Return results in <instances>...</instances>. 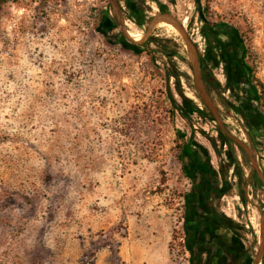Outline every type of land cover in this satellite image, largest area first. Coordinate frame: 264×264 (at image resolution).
I'll return each instance as SVG.
<instances>
[{"label":"rangeland","instance_id":"rangeland-1","mask_svg":"<svg viewBox=\"0 0 264 264\" xmlns=\"http://www.w3.org/2000/svg\"><path fill=\"white\" fill-rule=\"evenodd\" d=\"M117 1L124 28L142 34L153 16L176 17L196 54L206 4L205 21L240 35L250 100L264 115V0H136L142 25L127 13L130 0ZM106 11L117 22L108 0H0V264H191L181 240L185 143L216 171L234 150L247 180L237 194L228 171L220 210L257 246L264 185L213 120L190 112L201 102L180 34L154 27L136 53L116 41L118 22L103 30ZM169 92L188 118L171 113ZM221 119L246 139L237 114ZM248 147L264 172V138ZM262 237L264 253V221Z\"/></svg>","mask_w":264,"mask_h":264},{"label":"flooded vegetation","instance_id":"flooded-vegetation-1","mask_svg":"<svg viewBox=\"0 0 264 264\" xmlns=\"http://www.w3.org/2000/svg\"><path fill=\"white\" fill-rule=\"evenodd\" d=\"M201 32L204 47L198 50L197 59L202 80L203 76L211 78L213 87L206 86L203 80L207 92L213 102L214 99H218L223 104L224 110H219L221 117L229 118L231 112L239 116L249 139L246 145L254 144L259 138H264V115L258 114L255 110L258 106L257 98L255 101L250 100L248 89L251 82H248L243 60L244 47L241 37L236 30L222 28L218 24L204 21V18ZM223 123L227 128L225 120ZM227 130L236 136L232 130L228 128ZM196 155L198 157L194 164L190 163L186 168V171L191 172L190 188L187 193L194 191L195 194L185 196L182 217L184 235L181 240L190 252L191 264H253L259 239L257 246L255 242L247 241L244 236L250 232L247 225L222 214L219 203L223 197L219 195L222 171L210 167L198 150ZM252 172L255 170L251 168L250 175ZM253 184L257 183L254 181ZM263 257L264 253L258 264H262Z\"/></svg>","mask_w":264,"mask_h":264},{"label":"trees","instance_id":"trees-1","mask_svg":"<svg viewBox=\"0 0 264 264\" xmlns=\"http://www.w3.org/2000/svg\"><path fill=\"white\" fill-rule=\"evenodd\" d=\"M12 1L15 2L17 0H12ZM202 1H206V0H202ZM202 1L201 0H196V2L199 5L203 6V4H201ZM201 8H202L201 9L202 10V15L200 16L199 12L197 13V18H198L200 23H202V19L203 18H204V21H205V12L207 10L206 4H204V6L201 7ZM127 13H128L129 17L133 21H135V22H137V23H139L141 25L143 24L145 15L143 13L142 8L140 7V5L138 4V2L136 0H130L129 1ZM100 25L103 28V30H107L108 28L116 27L117 26V22L106 11V12L102 13L101 20H100ZM115 39H116L117 42L121 43L124 46L129 47L130 49H132L136 53H139L140 50H141V47H143L144 43H146V42H144L142 44L141 43L140 44H136V43H132V42L126 41L124 39V37L121 35L120 31H118V34L116 35ZM246 52L247 51H246V49L244 47L242 55H243V60H244V63H245L246 72L248 74V82H251V80H252V68L245 62ZM168 55H175V52L174 51L169 52ZM203 80H204V83H205L206 86H212L211 78H209L207 76H203ZM176 88H177V91L180 92V86L178 85V83L176 84ZM168 97H169L170 103H171L172 108H173L171 113L174 114V112L176 110V111H178L180 113V115L183 118H188L189 117V112L187 113L185 111V109L183 108V106L176 102V100L174 99V97H173L171 92H169V96ZM190 112L196 113L204 121L212 122V120H213L211 117H207L205 115L204 111L202 109H200L197 105H191ZM215 128H216V126H215ZM202 131H204V130H202ZM216 131H217L218 139L223 144L227 143V144L230 145L231 142L223 135V133L221 131L218 130V128H216ZM212 145H213V147H215L214 148L215 151L217 153H219L218 150L216 149V145H215L214 141H213ZM188 148H190L191 152L187 151ZM239 149H240V151L242 153L243 161L246 160L247 159V155L245 154V152L241 148H239ZM227 151L228 152L226 153V155H227L226 156V158H227L226 163L223 166L222 165L220 166V169H221L223 175H222V180H221V187L219 189V195H221V196L227 195L228 193L231 192V189L233 187H234L233 192H235L237 194L238 193L242 194L244 184L246 183V180H247V178L245 176L246 174L244 172V168H243V166L241 164L242 162H240L238 160V158L234 154V150L232 148L230 150H227ZM196 153H197L196 151L192 150V148H191L189 143H185L180 148V154L178 156V159H179V161L181 163V171L184 173V175H186V177L188 179H189V177H191L190 176L191 172L186 171V168H188V165L190 163L194 164V161L196 160V157H198V155H196ZM223 167H224V169H223ZM228 171H230V174L233 175V177H236V186L232 187L231 183L227 180ZM254 174H255V172H252L251 173V177L254 176ZM194 194H195L194 191H192V192L187 193L185 196L190 197V196H193ZM194 233H196V232H194ZM262 264H264V257H263Z\"/></svg>","mask_w":264,"mask_h":264},{"label":"water","instance_id":"water-1","mask_svg":"<svg viewBox=\"0 0 264 264\" xmlns=\"http://www.w3.org/2000/svg\"><path fill=\"white\" fill-rule=\"evenodd\" d=\"M108 2L110 5V8L114 11L115 18L119 24L120 33L126 41L136 43V44L143 42L148 37V35L151 33V30H153V28L156 26V24L160 21H165V22L170 23L178 31V33L180 34V36L184 42V46H185L186 53H187V61H188V64L191 68V71H192L196 93H197V96L201 102V107H199V108L204 111L206 116L211 117L213 119V121L217 125L218 129L226 137H228L232 142H234L236 145L240 146L246 152V154L248 155V157L250 159L251 168L253 170H255V172L258 174L261 182L264 185V173L261 171V169L257 163V160L255 159V156L253 154V148H249L240 138L232 135L227 130V128L224 126L223 120L221 119V116L219 114V109L217 108L216 104L213 102L210 94L207 92V89L203 83V80H202V77L200 74L196 50H195V48H194V46L190 40V37L188 36V33L186 32V30L183 26V23L180 20H178L176 17H174L173 15H170L168 13L167 14L166 13L157 14L151 18L145 33L142 35V38L140 40L136 41V40L132 39L127 34V32L123 26V15H122L121 7H120L118 1L117 0H108ZM199 14L201 16L202 12L199 11ZM263 221H264V218L262 217L261 222H260V228H261L260 231L261 232H260V236H259V247H258L257 254L254 258L253 264H258L260 257L263 254V237H262Z\"/></svg>","mask_w":264,"mask_h":264},{"label":"bare ground","instance_id":"bare-ground-1","mask_svg":"<svg viewBox=\"0 0 264 264\" xmlns=\"http://www.w3.org/2000/svg\"><path fill=\"white\" fill-rule=\"evenodd\" d=\"M128 23V22H127ZM128 26V25H127ZM158 27V28H162V29H165L167 32H170L172 34H175V35H179L178 31L168 22H165V21H160L156 24L155 28ZM127 34L134 40L138 41L142 38V33L140 31H136V30H131L130 28H125ZM186 95L189 97V98H194V96L189 93V92H186ZM227 114V113H226ZM228 115V114H227ZM238 120V119H237ZM241 126V125H240ZM241 132V131H240ZM244 132V130H243ZM241 134V133H240ZM246 135V134H245ZM247 139V137H246ZM258 228V227H257Z\"/></svg>","mask_w":264,"mask_h":264},{"label":"crops","instance_id":"crops-1","mask_svg":"<svg viewBox=\"0 0 264 264\" xmlns=\"http://www.w3.org/2000/svg\"><path fill=\"white\" fill-rule=\"evenodd\" d=\"M165 222H168L167 220Z\"/></svg>","mask_w":264,"mask_h":264}]
</instances>
